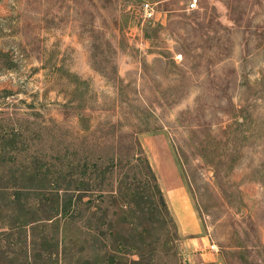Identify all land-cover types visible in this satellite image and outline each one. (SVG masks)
<instances>
[{"label": "rangeland", "instance_id": "374dc122", "mask_svg": "<svg viewBox=\"0 0 264 264\" xmlns=\"http://www.w3.org/2000/svg\"><path fill=\"white\" fill-rule=\"evenodd\" d=\"M197 2L0 0V264H264V0Z\"/></svg>", "mask_w": 264, "mask_h": 264}, {"label": "built area", "instance_id": "2783aa9c", "mask_svg": "<svg viewBox=\"0 0 264 264\" xmlns=\"http://www.w3.org/2000/svg\"><path fill=\"white\" fill-rule=\"evenodd\" d=\"M197 0H190L189 3V9H194L197 7ZM142 9L144 12V16L146 18L149 19H154L156 14H157V10L155 9L154 5L152 3H150L149 1H146L142 4ZM211 248H215V244L211 245Z\"/></svg>", "mask_w": 264, "mask_h": 264}, {"label": "crops", "instance_id": "0c3cea01", "mask_svg": "<svg viewBox=\"0 0 264 264\" xmlns=\"http://www.w3.org/2000/svg\"><path fill=\"white\" fill-rule=\"evenodd\" d=\"M203 242H204V241H202V240L200 241V239L197 240V244H199V243H203ZM203 254H204V253H201V255H203ZM194 257L197 259V258H198V255H194ZM198 263H199V262H198ZM211 264H219V263L216 262V263H211Z\"/></svg>", "mask_w": 264, "mask_h": 264}]
</instances>
